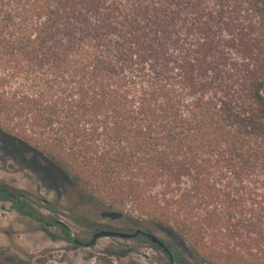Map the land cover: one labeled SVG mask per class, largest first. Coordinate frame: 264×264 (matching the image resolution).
<instances>
[{
	"label": "trees",
	"instance_id": "1",
	"mask_svg": "<svg viewBox=\"0 0 264 264\" xmlns=\"http://www.w3.org/2000/svg\"><path fill=\"white\" fill-rule=\"evenodd\" d=\"M0 142L92 232L113 210L166 264H264V0H0Z\"/></svg>",
	"mask_w": 264,
	"mask_h": 264
},
{
	"label": "rangeland",
	"instance_id": "2",
	"mask_svg": "<svg viewBox=\"0 0 264 264\" xmlns=\"http://www.w3.org/2000/svg\"><path fill=\"white\" fill-rule=\"evenodd\" d=\"M0 181L24 190L32 205L48 219L64 224L79 242H88L93 234L69 204L71 192L38 175L10 157L0 142ZM97 227L128 232L125 223L91 217ZM43 228L49 232L46 233ZM162 237V235H159ZM125 247L134 251L119 257ZM0 255L13 260L9 264H166L163 253L152 249L142 236L102 237L89 247L63 239L59 227L42 225L15 212L11 203L0 201Z\"/></svg>",
	"mask_w": 264,
	"mask_h": 264
},
{
	"label": "water",
	"instance_id": "3",
	"mask_svg": "<svg viewBox=\"0 0 264 264\" xmlns=\"http://www.w3.org/2000/svg\"><path fill=\"white\" fill-rule=\"evenodd\" d=\"M121 213L117 211H102L100 212L101 218H108L111 220H116L120 218ZM138 234H142L145 238L149 240L152 244H155L157 247L161 248L163 251H167L164 243L162 240L155 234L149 232H142L141 230H136L134 232H124V231H117L112 229H98L93 232L90 240L88 242H79L77 239H74V243L81 244L83 246L89 247L94 245L96 240L102 237H116V238H132L137 236Z\"/></svg>",
	"mask_w": 264,
	"mask_h": 264
}]
</instances>
